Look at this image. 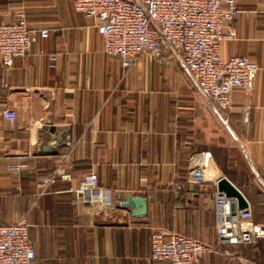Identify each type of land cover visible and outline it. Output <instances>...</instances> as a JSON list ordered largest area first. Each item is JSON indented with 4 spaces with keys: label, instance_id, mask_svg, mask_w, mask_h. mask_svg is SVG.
<instances>
[{
    "label": "crops",
    "instance_id": "crops-1",
    "mask_svg": "<svg viewBox=\"0 0 264 264\" xmlns=\"http://www.w3.org/2000/svg\"><path fill=\"white\" fill-rule=\"evenodd\" d=\"M236 1L221 56L247 57L258 75L223 116L165 45L125 69L71 0H0L1 23L23 18L35 34L10 69L0 62V226L25 221L35 264H170L150 258L156 232L208 245L201 264H264V238L217 237L236 232L221 178L264 224V0ZM90 173L96 188L77 194ZM127 194L146 199L144 215L121 207Z\"/></svg>",
    "mask_w": 264,
    "mask_h": 264
},
{
    "label": "built area",
    "instance_id": "built-area-1",
    "mask_svg": "<svg viewBox=\"0 0 264 264\" xmlns=\"http://www.w3.org/2000/svg\"><path fill=\"white\" fill-rule=\"evenodd\" d=\"M74 10L94 22L108 57L129 68L141 55L161 58L164 45L177 56L199 93L224 116L234 91H249L258 67L244 56L224 60L221 45L236 37L232 23L238 13L236 0H71ZM39 37L46 38L47 30ZM35 42L23 18L0 22V62L6 69L27 55ZM53 67V65H51ZM10 121L16 114L4 109ZM52 182V179L48 181ZM97 186L94 174H86L76 190L84 195ZM229 221L236 232L220 231L222 245H251L264 238V224H255L249 207L234 211ZM208 245L180 234L156 232L151 237L150 258L170 264H201ZM24 220L0 226V264H35ZM242 264H252L244 261Z\"/></svg>",
    "mask_w": 264,
    "mask_h": 264
},
{
    "label": "water",
    "instance_id": "water-1",
    "mask_svg": "<svg viewBox=\"0 0 264 264\" xmlns=\"http://www.w3.org/2000/svg\"><path fill=\"white\" fill-rule=\"evenodd\" d=\"M53 131V129H50ZM64 134L60 137H55L54 140L56 142H60L62 138H64ZM48 149L45 147L44 151L46 152ZM50 152L54 153V149H49ZM217 191L220 195L228 199H232L234 203L231 205V210L234 212L235 208L238 210L244 209L248 207V203L242 196V194L225 178H221L217 183ZM122 208L130 209L132 215L141 216L146 212V199L141 197H134L131 194H127L125 196V200L121 203Z\"/></svg>",
    "mask_w": 264,
    "mask_h": 264
}]
</instances>
